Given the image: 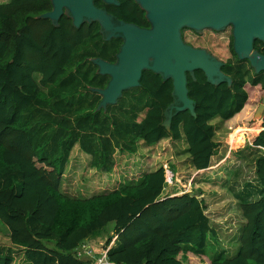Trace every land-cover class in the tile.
I'll return each instance as SVG.
<instances>
[{"label": "trees", "instance_id": "1", "mask_svg": "<svg viewBox=\"0 0 264 264\" xmlns=\"http://www.w3.org/2000/svg\"><path fill=\"white\" fill-rule=\"evenodd\" d=\"M117 1L94 4L117 20L149 26L135 0ZM50 9V0H0V221L9 240L0 245V264H14L12 250L22 256L18 264H90L75 249L102 238L110 224L103 247L116 237L106 253L112 264H197L187 252L206 256L210 264H264V112L262 127L249 129L258 134L243 147L250 150L254 179L245 188L231 184L244 220L233 256L217 247L198 195L162 198V165L136 182L86 198L60 190L75 145L89 156L91 168L109 172L115 153L132 155L140 142L151 146L168 138L181 142L192 169H206L220 146V124L213 120L224 124L241 112L254 96L246 85L264 89V71L255 73L248 60L236 57L231 36V58L221 67L230 85L211 84L200 69L186 74L195 115L173 113L166 128L172 81L150 70L116 104L97 110L101 96L90 88L105 87L109 77L98 74L91 60L113 62L122 39L106 40L95 21L75 27L66 14L54 25L40 17ZM253 48L264 54V42L255 39ZM238 130L248 128H235L230 144Z\"/></svg>", "mask_w": 264, "mask_h": 264}, {"label": "water", "instance_id": "2", "mask_svg": "<svg viewBox=\"0 0 264 264\" xmlns=\"http://www.w3.org/2000/svg\"><path fill=\"white\" fill-rule=\"evenodd\" d=\"M118 5L117 0H101ZM145 11L148 27L117 20L106 9L97 7L94 0H50L51 9L40 15L54 25L62 14L68 15L78 27L84 21H95L106 40L120 37L122 43L109 62L96 57L91 61L100 75H107L103 88H90L101 99L97 110L114 105L126 89L139 86L143 70H150L171 79L173 102L165 109L163 125L169 128L173 113L188 110L195 115L194 102L188 97L186 74L203 71L208 82L231 84L221 67L223 61L204 48L185 42L182 29L195 32L209 28L221 30L231 26L232 50L239 60H248L255 73L264 71V54L253 48V41L264 42V0H135ZM264 112V96L257 105L254 117ZM262 127V126H261ZM264 129L263 127L261 130ZM260 130V131H261Z\"/></svg>", "mask_w": 264, "mask_h": 264}, {"label": "rangeland", "instance_id": "3", "mask_svg": "<svg viewBox=\"0 0 264 264\" xmlns=\"http://www.w3.org/2000/svg\"><path fill=\"white\" fill-rule=\"evenodd\" d=\"M231 31L232 28L228 25L221 30L205 28L199 32L184 28L182 33L185 42L197 48H204L214 57L225 62L231 58ZM246 89L248 93L253 89L254 96L232 119L224 124L218 122L220 126L216 140L220 143L219 149L211 157L209 167L201 172L189 166L186 155L182 152L181 142H173L170 139H163L151 146L140 142L138 152L133 155L117 152L116 164L109 172L94 170L89 166L88 155L80 149H74L71 162L68 163L71 166L68 172L65 171L60 190L72 197L86 198L96 193L110 191L124 183L136 182L147 171L162 165L165 167V187L162 198L179 197L191 193L198 195L204 201L205 212L217 232V247L225 249L229 252V256H233L238 247L236 240L238 230L244 220L239 210V201L234 194L235 188L231 184L241 188L245 182L254 179L253 166L249 158L250 150L243 147L259 132L249 129L255 125L261 128V119L254 117V113L264 96V89L260 86L251 87L247 84ZM237 127H245L248 130L237 136L231 145L228 138ZM235 171H238L236 175H234ZM4 229L6 226L0 221V245L7 247L9 240ZM111 229L112 224L108 225V235L112 234ZM107 234L99 240H87L88 244L99 251L100 248L97 246L103 244ZM12 251L15 257L14 264H18L22 256L18 251ZM95 255L98 256V252H95ZM186 256L190 262L210 264L204 255L187 252Z\"/></svg>", "mask_w": 264, "mask_h": 264}, {"label": "built area", "instance_id": "4", "mask_svg": "<svg viewBox=\"0 0 264 264\" xmlns=\"http://www.w3.org/2000/svg\"><path fill=\"white\" fill-rule=\"evenodd\" d=\"M163 168L165 167L163 166ZM115 238H116L115 236L112 237L111 242L108 245H106V247H103V244H100L99 246L95 245L100 248L99 251L91 244H88L87 242H82L75 249L76 256L78 258L88 260L90 264H112L107 260L106 253L110 248V246L112 245ZM95 252H98V256L95 255Z\"/></svg>", "mask_w": 264, "mask_h": 264}, {"label": "crops", "instance_id": "5", "mask_svg": "<svg viewBox=\"0 0 264 264\" xmlns=\"http://www.w3.org/2000/svg\"><path fill=\"white\" fill-rule=\"evenodd\" d=\"M2 2H6V0L5 1H2ZM115 61V60H114ZM110 62V61H109ZM224 62V61H223ZM93 63V62H92ZM95 65V64H94ZM98 73V72H97ZM91 90V89H90ZM119 100V99H118ZM118 102V101H117ZM116 102V103H117ZM140 117H141V115H140ZM213 123H218V120H216L215 122H213ZM245 132L244 131H242V130H239V131H237L232 137L236 140V138H237V136H240L241 134H244ZM166 139H168V138H166ZM169 140V139H168ZM235 142V141H234ZM74 149H78L79 150V147L77 146V145H75L74 147H73V149L71 150V152H70V155H69V162L68 163H70L71 162V154H72V152H73V150ZM137 152H138V150H137ZM116 154V153H115ZM127 154V153H126ZM130 155V154H129ZM133 155V154H132ZM89 157V156H88ZM90 159V158H89ZM114 159H115V157H114ZM115 164H116V159H115ZM69 166H71V164H68L67 165V167H66V170L65 171H67L68 172V168H69ZM95 170V169H94ZM97 171V170H96ZM202 170H198V172H201ZM99 172V171H98ZM64 175H65V172L63 173V176H62V178L64 177ZM4 231V233L6 232V234H7V229H4L3 230Z\"/></svg>", "mask_w": 264, "mask_h": 264}, {"label": "bare ground", "instance_id": "6", "mask_svg": "<svg viewBox=\"0 0 264 264\" xmlns=\"http://www.w3.org/2000/svg\"><path fill=\"white\" fill-rule=\"evenodd\" d=\"M239 131V130H238ZM235 139L232 137V140H231V145H233Z\"/></svg>", "mask_w": 264, "mask_h": 264}, {"label": "flooded vegetation", "instance_id": "7", "mask_svg": "<svg viewBox=\"0 0 264 264\" xmlns=\"http://www.w3.org/2000/svg\"><path fill=\"white\" fill-rule=\"evenodd\" d=\"M182 37H183V33H182ZM184 38V37H183Z\"/></svg>", "mask_w": 264, "mask_h": 264}]
</instances>
